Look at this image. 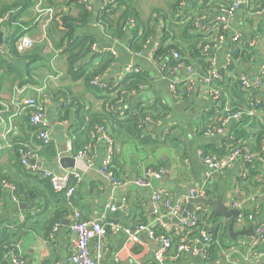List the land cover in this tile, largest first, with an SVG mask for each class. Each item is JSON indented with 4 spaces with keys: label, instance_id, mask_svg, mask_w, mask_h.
<instances>
[{
    "label": "crops",
    "instance_id": "obj_1",
    "mask_svg": "<svg viewBox=\"0 0 264 264\" xmlns=\"http://www.w3.org/2000/svg\"><path fill=\"white\" fill-rule=\"evenodd\" d=\"M9 1V5H14L12 11L21 13L23 34L36 39L37 42L32 49L18 53L19 56H12L4 50V46L0 47L1 116L10 120L11 116L15 115L12 120L17 124L16 134L6 142L2 139L0 131V181L6 178L22 189L33 190L32 187L35 186L34 183H29L33 179L22 173L16 152L19 146L34 148L36 142L33 131L28 128L25 115H21L19 107L16 106L26 97H44V122L53 140L56 156L40 159L39 164L41 163L43 169L60 170L59 159L62 150L72 146L73 140L85 144V136L88 137L89 133L91 143L87 147L91 148L94 156L93 165L81 173V181L75 187L66 214L60 215L61 202L55 200L45 203V208L38 204L19 202L13 195L14 191L10 192L0 185V231L7 228L11 232H21L18 244L22 264H67L74 251V236L68 228L72 210H78L84 219H97L106 204L112 201L117 205L124 201L115 214H108V219L115 220L120 227L133 229L139 225H151L158 232L164 229L169 231L171 236H177L182 229L180 222H177L181 215L171 218L163 211L155 213L152 204L154 192L179 198L203 187L215 195H220L227 207L231 201H244L245 209L250 211L254 204H258L261 206L258 219L264 221L263 166L261 165L259 170L261 185L255 191L246 186L242 191L237 185V177H242L243 172L239 161L205 183L204 168L199 161L198 151L214 155L226 154L232 144L238 142L235 141L234 123H226L218 135L204 136V129L212 127L220 119L219 102L209 100V87L201 79L195 78L189 92L184 91L186 70L172 67L170 56L154 57V52L163 39V33L168 32L169 37L165 44L177 46L184 52L190 65L200 72V65L191 57L194 48L199 49L203 60L210 63L217 73L214 80L222 83L226 102L237 105L240 99L232 85L238 75L243 74L252 81L264 66V13L256 14L253 10L257 0H132L133 7L140 15L139 19L155 29L153 38L148 40L140 52L141 55H137L139 52H131L128 47L134 27L127 24L125 35L121 39L113 38L105 34L101 24L96 21L97 14L92 10L93 15L88 23L78 30L79 35L94 39L91 53L95 59L87 70H95L101 60L109 55L113 63L101 74L106 86L113 85L114 88L120 71L127 65L138 68L139 74L146 78V84L122 105L123 110L128 113L136 114L142 109H147L156 118L154 124L144 126L136 134L109 120V116L106 117V97H113L115 92L112 95L108 89L100 92L84 83L82 79L72 80L67 74V57L60 48L64 43L58 18L60 15L76 16L78 11L72 5H67L65 0ZM96 1L100 4V9L104 3L109 2ZM233 2H237L238 6L227 20L223 40L218 42V33L212 29V24L221 15L219 6ZM156 3L160 6H156ZM1 5L3 4L0 3ZM89 7L92 9V5ZM38 8L44 10L39 12ZM15 27V23H11L2 28L4 38L13 35ZM235 38L238 39L235 44L238 57L229 63L227 56ZM170 85L176 87V95L170 91ZM240 107L251 114L249 116L254 122L264 123V85L252 92L246 99V104L242 103ZM103 116L106 119H103ZM97 118H102L105 129L114 141L112 165L115 176L122 185L113 186L98 171L105 143L87 128L97 125ZM118 118L124 120L125 116ZM91 122L93 124H90ZM148 167L160 169L161 177L152 179L147 187L138 186L136 179ZM44 195L46 194L38 197L43 198ZM196 212L208 216L213 214L214 207L196 205L190 215ZM28 214L33 215V221L37 225L26 223L25 217ZM56 218L61 219L57 230L51 234L49 229L51 236L45 238L44 233L48 230L46 223ZM218 220L221 223H229V220L223 217ZM159 222L163 223L165 228ZM208 225L211 229V223ZM233 231L240 232L243 229L234 224ZM248 238H231L238 240L233 247L235 252L228 263L222 264H263V256L241 244ZM98 245L94 241L89 244L91 255H96ZM159 248L160 243L147 238L146 235L141 237L139 244H131L126 243V236L122 232L110 231L101 242V259L98 264H159L154 260V254ZM172 251L166 254L164 264H192L201 261V258H193L189 254L180 255L178 261L174 260ZM115 256H118L117 262L114 261ZM258 256L260 257L257 259Z\"/></svg>",
    "mask_w": 264,
    "mask_h": 264
},
{
    "label": "built area",
    "instance_id": "obj_2",
    "mask_svg": "<svg viewBox=\"0 0 264 264\" xmlns=\"http://www.w3.org/2000/svg\"><path fill=\"white\" fill-rule=\"evenodd\" d=\"M109 3H114V0H109ZM238 3L233 2V4L229 8L221 9V15L215 19L213 26L216 27L217 31L222 33L225 32L226 24L228 18L232 15L234 10L237 8ZM90 8L89 6H87ZM103 6H101L102 9ZM256 14L264 13V8H259L255 10ZM129 25L133 26L132 21H128ZM238 38V37H237ZM234 39V45L237 43L238 39ZM223 40V35H218V42ZM37 40L26 35L20 37L15 44L16 51L18 53H24L34 47ZM236 50L233 47L230 53L227 56V60L229 63L233 59V52ZM112 54H114L112 52ZM137 55H141L139 52ZM171 56L174 60H179V55L176 52H172ZM178 68H183L187 72L186 78L183 80V85L185 87L184 91L189 92L193 85V80L195 78L201 79V81L208 85V98L213 102H219L220 99V91L218 89L211 87V81L217 78V73H215L213 67L210 75L208 77H200L192 66H183L178 64ZM139 73V69L132 66H125L119 73L118 79L115 81L118 83L122 79H124L129 74H137ZM237 81L240 87L247 92L249 95L262 87L264 85V66L259 71L258 76L250 81L248 78L239 74L237 77ZM91 85L103 90L106 88V85L103 83L101 77H94L91 79ZM117 84L114 85V87ZM170 91L173 95H176V87L174 85L169 86ZM21 90L18 91L20 94ZM135 92L131 91L130 95H133ZM44 97H26L23 98L20 102L16 104L19 107V112L21 115H25L26 121L28 125L31 126L34 130L35 139L41 145L48 146L53 145V140L50 136V133L47 128V124L44 122V114L45 108L43 106ZM123 100L115 102L110 106L109 110L113 114H122L121 108L123 107ZM222 108V115L218 122L212 127H208L204 129V136H213L218 135L222 132L223 126L228 122H236L241 119L242 115L245 114L242 110L233 111L230 109L228 103H224L220 105ZM123 109V108H122ZM246 114L249 116L250 113ZM15 115L11 116L10 120L4 119L1 116L0 111V131L1 137L6 142L12 135L16 134L17 124L15 120L12 118ZM155 120L150 117H145L139 121V128H142L148 124H154ZM94 134L97 135L102 141L105 143V149L103 153V157L101 160V165L98 168L99 173L107 178L113 186L122 185L121 181L116 178L115 173L112 171L113 169V154L115 151V144L110 136L107 129L104 126L96 127L93 131ZM11 147L9 144H7ZM40 149V146L35 144V147L29 146H19L16 150L19 161L22 167L32 175H37L42 179L48 180L53 191L62 194L64 200L70 204V200L72 198L73 193L75 192V187L81 181V173L90 168L93 165L94 156L91 153V148L87 147L86 149L80 150L77 153H73L72 147L69 145L66 152L72 156L75 162V166L73 169L64 170L61 174L56 173L52 169H43L38 165L39 163V155L37 151ZM198 158L201 165L204 168L205 175V183L212 180L215 176L222 174L226 169L232 166V164L236 161H239L242 168V177H245V168L249 165L260 162V164L264 168V148L263 154H253L249 149L245 147H236L234 149H230L228 153L224 156L214 155L204 151H198ZM34 161V164H30V161ZM162 175V171L160 169L154 168H145L140 177H138L135 183L138 186L147 187L150 184L152 179H159ZM2 186L4 189L9 190L10 192L14 191V187L7 182H2ZM206 188H200L194 191H190L188 196L172 198L167 194H162L159 192H154L152 194V204L155 213H160L163 211L165 215L171 218H178L181 215L183 205L189 199L196 198H205ZM117 205L115 202H109L106 204L105 209L101 216L97 219H83L81 213L74 209L70 215L69 221V231L74 236V251L69 256L67 260V264H98L101 259L100 255V247L101 242L105 238L108 232H122L126 236V243L131 244H139L140 239L143 235H146L147 238L157 241L160 243V248L154 254V260L159 264H164L166 259V254L172 251V240L164 235L156 236L153 227L151 225H139L133 229H127L120 227L115 220L108 219V214H115L117 210L123 205ZM229 208L237 211V216L235 217L234 224L241 228L247 229L248 227H253V236L246 239V241H242V245L247 247L248 249H255V247L263 244L264 242V222L258 219V215L260 214V207L258 204H254L252 210L247 211L244 207V201H231L229 203ZM189 220H180L181 230L177 233L178 236H183V242L178 245L176 248L173 259L176 260L180 257V255L189 254L193 258L202 257L201 253L204 247L208 246L212 238L210 234L205 229L203 223L199 222L197 217L190 215ZM159 224L164 227V224L159 222ZM59 224H55L52 227L51 234L55 233ZM200 226V227H199ZM165 228V227H164ZM198 228L197 237L195 239H187L185 236L192 230ZM165 231L164 229H162ZM169 232V231H165ZM50 234V236H51ZM98 243L97 253L95 256L91 255L89 251V244L91 242ZM235 252L233 247L228 250H224L223 260L224 262H229L230 257ZM264 257V253L260 254ZM260 256L256 257L257 259ZM7 261L9 264H22V258L20 253L19 244L16 245H5L2 247V252H0V261ZM115 262L118 261V256L114 258Z\"/></svg>",
    "mask_w": 264,
    "mask_h": 264
},
{
    "label": "trees",
    "instance_id": "obj_3",
    "mask_svg": "<svg viewBox=\"0 0 264 264\" xmlns=\"http://www.w3.org/2000/svg\"><path fill=\"white\" fill-rule=\"evenodd\" d=\"M105 1V0H100ZM65 3L68 5H72L78 12L76 16L71 15H60L58 18L59 21V28L62 33V41L64 44H61L62 52L67 57V74H69L70 78L72 80L76 79H82V81L86 84L91 85V79L94 77H101V74L110 66V64L113 63L112 57L107 55V57H104L101 60V63L99 66L92 71H88L87 68L89 65H91L93 59H95V56L91 53L92 46L94 43V39L86 36L79 35L78 30H80L82 27H84L89 19L92 17V9L91 7L88 8V3L79 1V0H65ZM233 3H227L219 6V11L221 9L229 8ZM14 7L11 5L3 4L0 6V29L6 28L7 26L11 25V23H15V30L13 31V35H8L4 38V50L8 54H11L12 56H19L18 52L16 51V41L24 36L23 34V28L24 23L20 21L21 13L18 14L17 11H12V8ZM264 8V0H257L255 3V7L253 10ZM139 13L136 11V9L132 5V0H114V3H104L102 9H99L98 14L96 15V21L101 24L103 31H105V34L110 35L113 38H119L121 39L125 33L124 29L127 26L128 21H132L134 27L131 30V37L128 41V47L131 52L137 53L141 52V50L145 47L148 40L153 38L155 34V29L153 27H148L144 22H142L139 19ZM13 20V21H12ZM2 24V25H1ZM191 24V22H190ZM187 27V26H186ZM212 29L216 30V27L212 24ZM219 34H224L220 31H217ZM163 39L160 41L157 49L154 52L155 58H163V57H169L170 56V65L173 67H177L178 64L183 66H191L190 62L184 56V52H181L177 46L174 44L166 45L165 41L169 37V33L165 32L163 33ZM63 45V46H62ZM235 47L236 45H232L231 49ZM238 50L236 49L233 52V58L236 60L238 57ZM172 52H176L179 55V60H174L171 56ZM194 59H196V64L200 65V69L198 72L195 68V66L192 65L195 72L200 77H208L210 75V72L212 71V66L210 63H207L203 60V57L200 55V51L197 48H194L193 55L191 56ZM2 60L0 59V63ZM207 63V64H206ZM230 68L232 69V65H230ZM237 79V78H236ZM211 83H217L216 85H211L212 88L218 89L221 93L219 104L223 105L226 102V99L224 97V92L222 90V83L218 80H212ZM146 84V78L137 73V74H129L124 79L119 81L117 85L113 88V85L106 86L105 89L100 90L94 86L97 90L100 92H105L107 90L108 92L113 94L115 92V95L113 97H106V106H105V113L106 117L109 116V120H113L114 123H117L119 126L128 129L132 133H137L142 128H139V121L142 120L145 117H150L151 119L156 121V118L153 116V114L150 112V110L142 109L140 112L136 114L128 113L126 110H123L121 108L122 114H113L109 108L111 105H113L117 101L125 102L127 98H129L131 95V91L137 92ZM112 86V88H110ZM89 87V86H88ZM232 89L236 91L240 102L237 105L229 104V107L231 110H242L245 114L242 115L241 119L239 121L233 122L235 126L234 135H235V141L232 144V146L229 148V150L234 149L236 147H245L250 150L253 154H263V148H264V123H260L259 121H253L252 117L248 116L246 114V111L244 108L240 107L242 103L244 105L246 104V99L249 98V94L245 92L239 85V83L234 82L232 85ZM177 92V91H176ZM223 92V93H222ZM246 98V99H245ZM221 115H222V108ZM120 115H124V120H119V117H122ZM220 115V117H221ZM106 117L103 116V119H106ZM102 119V118H101ZM101 119L97 118V125L95 126H88L87 128L90 130V132L94 131L96 127L104 126V123L101 121ZM27 125L28 122L26 121ZM90 124H93L92 122ZM29 130L33 131L34 129L28 125ZM248 128V131H247ZM250 129V130H249ZM34 132V131H33ZM83 133V132H81ZM87 135V134H85ZM91 134L89 133V136H85L86 141L85 144H82L80 141L73 140L72 141V151L73 153H77L80 150L86 149L87 146L91 143ZM38 146H40V149L37 151V154L39 155V158L42 159H51L56 156L54 145H48L44 146L41 145L39 142H35ZM227 151V153L229 152ZM226 155V154H224ZM218 154V156H224ZM20 163V161H19ZM21 165V164H20ZM22 167V165H21ZM261 164L260 162H255L248 167L245 168V177H237V185L242 190L243 187H247L248 189H252V191H255L257 187L261 185L259 178L260 171L261 170ZM22 173L24 176L31 178L32 181L29 183H34L33 190L21 188L18 184L12 183L6 178H2L0 181V185L2 186V182H7L12 184L14 187L13 195L19 202H28V204H38V206L42 205V208H45V203L50 202H61L59 204V209L61 210L60 215L66 214L68 207L71 204L67 203L62 194H59L55 191H53L50 183L48 180L42 179L37 175H32L31 173L27 172L22 167ZM114 172V169H112ZM264 177V174H263ZM23 187V186H22ZM244 191V190H242ZM247 192V190H245ZM38 192V194H37ZM46 194L43 196L42 201L41 198L38 196L42 194ZM37 194V195H36ZM205 198L208 200H213L215 197L218 198L220 195H215L212 191L207 190L205 192ZM218 196V197H217ZM41 201V202H40ZM261 207V206H260ZM70 208V207H69ZM32 215V214H31ZM28 214L25 219L26 223H30L31 225L35 226V221H33L34 217ZM38 215V214H37ZM36 215V216H37ZM193 216L197 217L198 221L203 223L205 226V229L210 234L212 241L211 243L204 247L202 250V257L199 256L198 258H201L199 262H192V264H222L224 263L223 260V254L222 252L224 250H228L231 247L236 246L238 240H231V238L228 235V221L221 223L218 220V217H213V214H210L208 216H204L203 214L196 212L193 214ZM259 217V215H258ZM83 218V217H82ZM84 219V218H83ZM61 219H51L46 224L48 225V230L44 233V237L48 238L50 233L49 229L52 230V227L55 224H59ZM264 222V221H262ZM25 223V224H26ZM209 223H211L212 227L209 228ZM35 224V225H34ZM23 225V224H22ZM200 227V226H199ZM30 229H33L32 226H29ZM156 236L158 235H164L172 240V255L174 256L176 248L179 244H181L183 241V236H171L169 232H165L161 229V231H156V229H153ZM197 231L198 228L190 231L185 237L187 239H195L197 237ZM21 235V232H11L10 229L4 228L2 231H0V252H2V247L5 245H16L19 240V236ZM241 251L240 249H238ZM253 251L256 254L264 253V242L263 244L255 247ZM171 255V256H172ZM172 256V257H173ZM167 259V258H166ZM197 259V258H196ZM179 260L178 258L176 259ZM166 261V260H165ZM164 261V263H165ZM0 264H9L7 261H0ZM149 264H156L155 262H150ZM188 264V263H187ZM264 264V262H263Z\"/></svg>",
    "mask_w": 264,
    "mask_h": 264
},
{
    "label": "water",
    "instance_id": "obj_4",
    "mask_svg": "<svg viewBox=\"0 0 264 264\" xmlns=\"http://www.w3.org/2000/svg\"><path fill=\"white\" fill-rule=\"evenodd\" d=\"M79 1L87 2L89 5H92L93 12L95 14H98L99 9H100V4L98 3V1L96 0H79ZM2 46H4V31L0 29V47ZM30 164H34V161L31 160ZM38 165L41 166V163L40 164L38 163ZM59 165L61 169L58 171H55L58 174H61L64 170L73 169L75 166L74 159L72 158V156H70L66 152V149L62 150V153L59 159ZM196 205H203L205 207H214L213 217H218V218L223 217L229 220L228 232L232 239L238 236H242V237H252L253 236L254 232H253L252 226L240 232L233 231L234 220H235V217L237 216V211L225 206L223 204L221 197H219L216 200H208L206 198L189 199L187 203L184 205L182 214L180 218L177 220V222L179 223L180 220H189L190 219L189 215L194 210Z\"/></svg>",
    "mask_w": 264,
    "mask_h": 264
},
{
    "label": "rangeland",
    "instance_id": "obj_5",
    "mask_svg": "<svg viewBox=\"0 0 264 264\" xmlns=\"http://www.w3.org/2000/svg\"><path fill=\"white\" fill-rule=\"evenodd\" d=\"M0 3H2V4H6V5H9V4L11 3V1H9V0H0ZM155 5H156V6H160L159 3H156ZM158 8H159V7H158ZM38 10H39V12H42L44 9H43V8H38Z\"/></svg>",
    "mask_w": 264,
    "mask_h": 264
}]
</instances>
